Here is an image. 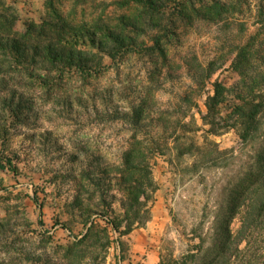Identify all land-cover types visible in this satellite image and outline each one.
Instances as JSON below:
<instances>
[{
    "label": "rangeland",
    "instance_id": "rangeland-1",
    "mask_svg": "<svg viewBox=\"0 0 264 264\" xmlns=\"http://www.w3.org/2000/svg\"><path fill=\"white\" fill-rule=\"evenodd\" d=\"M209 1L161 0L159 23L124 32L137 45L111 59L88 39L74 38L79 29L71 24H99L122 33L119 18L131 20L141 6L132 0H0V36L16 39L24 51L17 59L0 48V264H158L161 256L165 262L180 257L182 235L190 234L203 211L213 209L222 171L205 167L201 175L181 173L191 158L177 163L173 155L150 156L155 190L145 201L148 220L128 231L121 207L126 196L115 179L133 129L120 114L144 102L142 135H153L160 132L161 110L173 111L172 127L182 121L179 98L188 94L195 104L188 111L198 128L195 143L207 138L220 150L241 151L235 129L209 135L200 118L213 83L230 88L239 80L232 68L236 48L255 36V53L264 52V0H218L235 3L234 11L214 21L178 19L183 7ZM53 13L74 30L51 29L49 23L62 22ZM155 36H163L162 56L152 50ZM48 44L65 48L61 63L44 56ZM30 47L37 51L25 53ZM68 51L84 52L90 73L70 68ZM209 64L215 72L201 89L193 87L188 69ZM227 101L221 117L233 102L230 94ZM84 172L99 184L92 185ZM237 228L234 220L231 229Z\"/></svg>",
    "mask_w": 264,
    "mask_h": 264
},
{
    "label": "trees",
    "instance_id": "trees-1",
    "mask_svg": "<svg viewBox=\"0 0 264 264\" xmlns=\"http://www.w3.org/2000/svg\"><path fill=\"white\" fill-rule=\"evenodd\" d=\"M132 1L141 5V10L136 9L131 20L127 18L126 21L125 16L119 18L122 33L110 26L102 27L99 24L92 25L91 28L71 24L78 27L79 30L76 32L73 26L67 24L56 13H53L54 18L62 22L49 23L48 26L58 34L65 29L74 30L72 33L74 38L80 39L81 42L88 39L92 48L113 59L121 53L132 52L137 45L136 39L124 32H138L142 29V23L143 25L159 23L156 16L159 15L161 0ZM47 5L55 12L52 3ZM234 5L236 4L210 0L198 8L192 5L183 7L178 10L177 17L182 21L191 19L214 21L234 11ZM142 10L145 11V19L142 18ZM254 37L251 36L249 43L235 50L232 68L238 74L239 80L230 88H225L218 82L213 83V93L206 98L204 104L206 112L200 118L209 135H218L219 131L228 128L235 129L242 146L238 154L232 148L218 149L216 143L207 138L202 145L195 143L192 135L198 128L193 116L188 114L189 109L192 110L195 104L188 94H183L179 98L180 104L185 108L180 114L182 121L178 120L172 127L169 123L174 117L173 111L161 110L158 116L160 132H154L153 135L152 132L142 135L144 102L141 101L138 105L132 106L129 112L120 114L133 129V141L122 154L121 173L115 179L116 185L126 196L125 201H121V207L126 211L125 227L128 231L134 227L144 226L148 220L145 201L151 199L155 190L151 178L150 156L173 155L177 163L185 158H191V163L183 166L181 173L201 175L203 173L201 171L206 167L222 171L223 174L222 181L212 194L213 209L203 211L199 220H196L190 229V234L182 235L185 248L180 257L178 259L170 257L165 262L161 256L158 264H264V254L261 252L264 246V127L261 118L264 115V52L255 53L252 45ZM162 38L163 36L153 37L152 50H157L160 55H163L160 44ZM60 41L63 42L64 38ZM0 48L13 52L17 59L22 58L24 54L16 39L0 36ZM64 49L63 46L54 47L48 44L43 48L44 56L61 63L59 53H64ZM30 50L37 51L36 47H30L25 53ZM66 54L68 59L66 63L70 68L76 67L84 74L90 73L88 70L91 69L85 66L84 52V55L81 52L72 54L69 51ZM73 56L80 60L75 62ZM214 72L215 68L210 64L205 67L198 65L195 72L188 69L193 87L198 89L205 85ZM227 94L231 95L233 102L230 104L229 112L225 117H221L222 105L230 103L227 101ZM149 114L151 115L150 112L146 113V116L150 117ZM142 136L147 137L141 138ZM254 141H258L255 148L249 153L248 149L243 151L246 144ZM0 169H4L1 164ZM83 175L92 185L99 184V179L95 180L89 173L84 172ZM186 209L188 207L184 208ZM234 220L238 221V228L235 231L231 229Z\"/></svg>",
    "mask_w": 264,
    "mask_h": 264
}]
</instances>
